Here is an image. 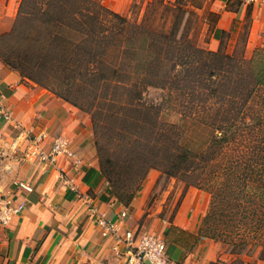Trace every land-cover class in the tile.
Here are the masks:
<instances>
[{"label":"trees","instance_id":"trees-1","mask_svg":"<svg viewBox=\"0 0 264 264\" xmlns=\"http://www.w3.org/2000/svg\"><path fill=\"white\" fill-rule=\"evenodd\" d=\"M26 1L15 30L32 51L0 59L89 115L108 195L134 205L147 171L158 170L210 193V238L232 253L260 246L263 254L261 234L252 235L259 227L249 228L264 210V48L246 59L236 44L231 52L195 47L186 31L176 37L173 25L131 21L101 0ZM149 89L161 92L159 102L146 100ZM168 104L176 123L160 119ZM224 203L225 228L212 222Z\"/></svg>","mask_w":264,"mask_h":264},{"label":"crops","instance_id":"crops-1","mask_svg":"<svg viewBox=\"0 0 264 264\" xmlns=\"http://www.w3.org/2000/svg\"><path fill=\"white\" fill-rule=\"evenodd\" d=\"M21 1L0 0V29L14 18ZM234 1L207 0L208 10L218 15L215 28L228 30L234 18L242 20L251 9L250 36L264 46V5L236 0L231 9ZM101 2L123 14L133 0ZM210 46V50L216 49V44ZM0 90L11 116L6 121L0 113V195L25 202L22 211L6 226H0V264H126L114 255L109 240L100 237L90 208L112 220L125 210L127 226L160 234L166 243L167 264L216 261L215 245L199 231L206 208L204 192L187 189L167 218L159 217V211L146 212L142 195L136 197L134 205L125 207L105 192L93 158L91 128L77 108L23 80L1 59ZM19 130L29 139L22 135L17 138ZM40 134L38 147L47 152L54 140L62 139L67 143L66 153L51 163L33 158L29 154L35 144L33 138ZM18 181H25L32 191L17 190Z\"/></svg>","mask_w":264,"mask_h":264},{"label":"rangeland","instance_id":"rangeland-1","mask_svg":"<svg viewBox=\"0 0 264 264\" xmlns=\"http://www.w3.org/2000/svg\"><path fill=\"white\" fill-rule=\"evenodd\" d=\"M40 2L41 0H37L35 2L32 0H27L26 6L27 4L29 7L33 6L31 4L38 6ZM208 2L207 0H133L128 8V11L122 15L126 16L131 21H136L138 23L145 20L148 24H150L151 28H154L155 26L169 27L173 25L174 35L179 37L182 31H186L188 33V42L195 47L198 46L209 49L211 47L210 44H216V49L213 51L222 49L226 52H231L234 45L236 44V46L242 50L243 56L246 59L250 58L256 49L264 48V46H259L256 44L254 36H250L252 23L251 16H249V18L244 17L242 20L234 18L229 29L224 31L225 33L222 34L218 29L215 28L218 15L215 12L208 10ZM236 3L237 1L235 0L231 5V9L235 8ZM17 12L14 18L6 26L0 29V58H5L13 62H17L18 59L23 56L25 51H28L26 48L28 46L31 48L32 46L30 41H21V39H19L17 36V31L15 30V25L19 21ZM35 23L36 22L33 21L23 24L21 26L22 32L26 34L29 28L35 27ZM23 80L32 82L25 78ZM160 99V91L154 89H149L147 91L146 100L155 103L159 102ZM78 111L81 116H83L85 121L88 122L91 128L93 158L98 164L96 150L93 143L94 138L90 117L87 113H84L79 109ZM160 119L165 122L176 123L179 121V116L175 109L170 104H168L165 105L160 112ZM105 149L106 153L109 155V143L105 145ZM102 182L104 184L105 192L108 194V183L105 179H103ZM191 188L196 187L189 185L187 182L181 179L167 177L158 170L150 169L147 171L145 178L141 182L140 187L136 192V197L138 195L145 197L144 205L146 212L149 213L159 211L157 213L159 217L167 218L171 215L173 207H175L174 205L179 201L181 194L183 195L187 189ZM196 189L201 190L206 195V208L204 215L200 219L199 231L208 242H211L215 245L217 251L216 261L210 264H262L264 260V253L261 254L260 246L250 250L249 246H245L241 251L232 253L230 251V247L224 242L210 238V234L206 229L207 225L204 224V218L209 209L211 195L204 189ZM223 192L224 199L229 201V191H227V186L223 188ZM101 197L104 198L106 195H101ZM121 204H125L128 207V204L125 202L121 201ZM160 208L162 209L161 211ZM212 222L216 223V225L218 224L219 227L224 228L230 223L225 203L223 204L222 212L221 215H219V218L212 220ZM250 225L251 227L249 229L259 227L252 233V235L255 238L256 234H261L260 240L263 241V209L257 207L256 213L254 214V220L251 221Z\"/></svg>","mask_w":264,"mask_h":264},{"label":"built area","instance_id":"built-area-1","mask_svg":"<svg viewBox=\"0 0 264 264\" xmlns=\"http://www.w3.org/2000/svg\"><path fill=\"white\" fill-rule=\"evenodd\" d=\"M249 4L264 5V0H244ZM3 93L0 90V113L6 121H10L11 116L4 108L2 103ZM13 126H17L12 124ZM23 136L29 139V135L18 131L17 138ZM42 135L34 137V147L29 153L33 158L41 161L54 162L60 154L66 153L67 143L62 139H56L50 149L45 152L37 143L40 142ZM16 189H23L27 192L32 191V187L25 181L16 182ZM25 206L24 201H16L15 198L6 195H0V226H6L11 217ZM90 217L93 219L100 237L109 240V245L114 255L124 261L126 264H167L166 243L160 234L143 230L140 226L130 227L125 224L124 218L126 211H120L118 219L112 220L104 213L95 208H90Z\"/></svg>","mask_w":264,"mask_h":264}]
</instances>
